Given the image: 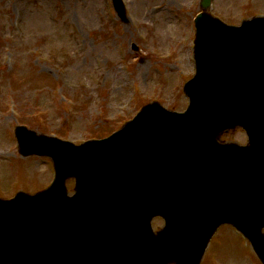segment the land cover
Listing matches in <instances>:
<instances>
[{
	"label": "water",
	"instance_id": "water-1",
	"mask_svg": "<svg viewBox=\"0 0 264 264\" xmlns=\"http://www.w3.org/2000/svg\"><path fill=\"white\" fill-rule=\"evenodd\" d=\"M196 26L185 112L147 105L124 130L81 147L18 130L21 152L49 154L57 177L37 195L0 200V209L13 207L0 210V264H27L10 254L22 238L29 242L20 246L36 248L84 241L59 252L90 256L89 264H199L224 222L251 240L264 264V18L232 27L200 14ZM237 125L248 145L216 142ZM155 215L166 219L156 235Z\"/></svg>",
	"mask_w": 264,
	"mask_h": 264
},
{
	"label": "rangeland",
	"instance_id": "rangeland-1",
	"mask_svg": "<svg viewBox=\"0 0 264 264\" xmlns=\"http://www.w3.org/2000/svg\"><path fill=\"white\" fill-rule=\"evenodd\" d=\"M125 3L123 22L111 0H0V196L34 193L50 179L40 156L15 150L10 124L77 144L110 134L151 101L186 108L200 0ZM206 12L239 24L264 14V0H213ZM218 138L246 143L240 128ZM66 185L72 193L74 180ZM151 224L158 231L163 220ZM200 264L261 263L241 235L222 225Z\"/></svg>",
	"mask_w": 264,
	"mask_h": 264
}]
</instances>
